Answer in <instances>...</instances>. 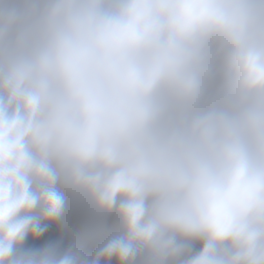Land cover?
I'll return each mask as SVG.
<instances>
[{"label": "clouds", "instance_id": "1", "mask_svg": "<svg viewBox=\"0 0 264 264\" xmlns=\"http://www.w3.org/2000/svg\"><path fill=\"white\" fill-rule=\"evenodd\" d=\"M0 264H264V0H0Z\"/></svg>", "mask_w": 264, "mask_h": 264}, {"label": "rangeland", "instance_id": "2", "mask_svg": "<svg viewBox=\"0 0 264 264\" xmlns=\"http://www.w3.org/2000/svg\"><path fill=\"white\" fill-rule=\"evenodd\" d=\"M104 229H112V222L110 220L103 222L96 220L86 213L77 202L69 198L62 220L49 226L45 234L38 241H26L25 247L31 245L43 246L55 241H60L61 243V241L78 235H91L94 237L98 236ZM78 248L76 249L79 252L83 251V249Z\"/></svg>", "mask_w": 264, "mask_h": 264}, {"label": "trees", "instance_id": "3", "mask_svg": "<svg viewBox=\"0 0 264 264\" xmlns=\"http://www.w3.org/2000/svg\"><path fill=\"white\" fill-rule=\"evenodd\" d=\"M111 234H112V229H104L99 233L98 236H94V237L91 235H85V236L78 235L68 238L64 241H61V243L60 241H55V242H49L43 246L31 245V246H26L25 248L35 250L49 245H56L60 250H63L65 248H68L69 246H72L74 249L78 247H79L78 249H83L81 253L91 257L95 253L96 249L100 247V244H103Z\"/></svg>", "mask_w": 264, "mask_h": 264}]
</instances>
